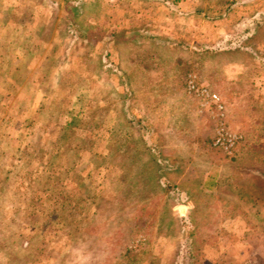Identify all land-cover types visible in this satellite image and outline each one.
Listing matches in <instances>:
<instances>
[{"label":"rangeland","instance_id":"rangeland-1","mask_svg":"<svg viewBox=\"0 0 264 264\" xmlns=\"http://www.w3.org/2000/svg\"><path fill=\"white\" fill-rule=\"evenodd\" d=\"M0 264H264V0H0Z\"/></svg>","mask_w":264,"mask_h":264},{"label":"built area","instance_id":"built-area-1","mask_svg":"<svg viewBox=\"0 0 264 264\" xmlns=\"http://www.w3.org/2000/svg\"><path fill=\"white\" fill-rule=\"evenodd\" d=\"M188 88L191 92L207 97L208 99L216 103L218 109L220 111L222 110L223 113L224 106L221 103L220 96L217 93L210 91L204 85H200L196 80V77L193 75H190V78L188 79ZM242 141L243 136L241 134L230 131L222 122L221 126L217 130L214 143L216 146L221 147L223 150L231 152Z\"/></svg>","mask_w":264,"mask_h":264},{"label":"water","instance_id":"water-1","mask_svg":"<svg viewBox=\"0 0 264 264\" xmlns=\"http://www.w3.org/2000/svg\"><path fill=\"white\" fill-rule=\"evenodd\" d=\"M186 211H187V208H186V207H182V208L180 209L181 214H184Z\"/></svg>","mask_w":264,"mask_h":264},{"label":"trees","instance_id":"trees-1","mask_svg":"<svg viewBox=\"0 0 264 264\" xmlns=\"http://www.w3.org/2000/svg\"><path fill=\"white\" fill-rule=\"evenodd\" d=\"M207 187H208V188H210V187H211V185H208Z\"/></svg>","mask_w":264,"mask_h":264}]
</instances>
